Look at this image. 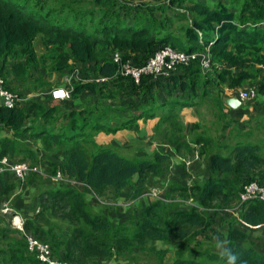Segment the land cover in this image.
<instances>
[{
	"label": "trees",
	"instance_id": "trees-1",
	"mask_svg": "<svg viewBox=\"0 0 264 264\" xmlns=\"http://www.w3.org/2000/svg\"><path fill=\"white\" fill-rule=\"evenodd\" d=\"M23 1L0 0V77L22 99L13 107H0V264H42L29 252L26 234L50 244L55 257L72 264H100L139 248L149 249L157 264H165L168 251L158 243L175 245L174 264H229V257H235V264H264V253L248 243L250 231L264 228V202H240L245 184L264 182V117L235 118L226 113L224 102L226 89L238 93L263 84L264 5L255 0H243L242 9L238 0ZM165 46L207 53L210 68L204 69L198 56L168 76L145 75L137 84L114 60L119 52L140 66ZM41 66H47L46 74L71 76L70 82L54 85L72 88L70 98L54 101L45 93L52 83L43 78L34 85L33 96L17 88L29 80L31 69ZM134 94L139 97L128 110L109 103ZM204 103L211 107L215 137L207 124L187 125L181 119L184 108L197 111ZM153 118L159 120L151 136L172 144L177 153L198 148L208 159L206 174L192 184L172 181L167 196L192 197L188 209L154 197L135 217L116 224L94 210L88 194L118 200L127 190L129 201H139L149 177L163 176L174 154L156 149L131 156L97 135L136 131L139 120ZM253 121L260 135L249 126ZM38 142L41 150L58 156L51 170L61 172L67 183L37 194L21 231L4 209L18 188L12 176L23 179L2 169V160L40 166ZM32 175L40 173L26 177ZM209 209L238 215L226 234L216 229L225 240L217 251L190 245L198 234L215 230Z\"/></svg>",
	"mask_w": 264,
	"mask_h": 264
},
{
	"label": "rangeland",
	"instance_id": "rangeland-1",
	"mask_svg": "<svg viewBox=\"0 0 264 264\" xmlns=\"http://www.w3.org/2000/svg\"><path fill=\"white\" fill-rule=\"evenodd\" d=\"M20 1L24 2L23 0ZM35 1L36 0H33V2ZM45 1L46 0H42V2ZM86 1H91V0H86ZM164 1L166 0H155L156 3L164 2ZM223 1L226 2L231 0H223ZM257 2H260L264 5V0H255V3ZM238 3H239L238 8L242 9L244 5L243 0H238ZM256 6L257 7L255 9L257 10L260 9L257 4ZM183 44L185 47V43ZM182 50H184V48H182ZM45 67L47 71V66L44 67L41 66L40 69H31L30 74L28 76L29 80L27 79L28 81H25L24 82L25 84L20 82L17 88H19L21 91H25L24 92L25 95H30L32 94L31 92L37 91L33 89V87L34 85H38L39 79L43 78V80H46L47 83L48 82L52 83V89L57 87V86L54 87L56 82L60 81L59 83H63L65 82V80H67L65 79L66 78L65 74L63 75L57 73H54L53 75L46 74L44 72ZM82 72L85 71L82 70ZM11 83L15 85V82H11ZM45 93L50 94L49 92H45ZM138 97L139 94H134L131 97L122 98L121 102L109 101V103L114 104V106L124 105L126 106L125 109L128 110L131 108L133 103H135L133 101L136 100ZM65 104L71 107V104L69 102L65 101ZM210 108L211 107L208 103H204L202 107L197 111H194L193 109H184L180 113L181 119L184 121L185 124L188 123L187 125L193 124L194 123L193 120L199 121L201 124H207L206 127H208L210 134L213 137H215L216 134H218V129L216 125L210 123L214 119L213 115L210 113ZM248 118H250V116H248ZM251 123L249 126L252 125L255 127L253 132L260 135V133L257 132L258 128L255 121ZM152 124H153L152 120L147 122H141L137 126L136 131L133 130L130 132L129 131L121 132V134L117 136L119 138L118 139L114 138L113 140L114 142L111 143H114L117 149L121 151L123 154H128L131 156L132 155L147 156L150 155L152 151L156 149L161 151L162 149L172 151L174 156L167 163L166 171L164 175L159 178L150 176L148 179L147 190L144 192L143 197L136 202H132L128 200L129 192L127 190L122 193L123 195L118 200H113L110 198L100 200L99 198L94 197L91 192L88 194L90 203L94 208V210L103 211L104 213L109 215L116 224L120 222H126L130 217L131 218L135 217V214L136 215L139 214L140 212L139 210L142 209V205H145L146 203L154 199V197L155 198L158 197L159 199L162 200L163 199L168 200L170 203L174 204L178 209H188L189 207L192 206L191 203L193 202L192 197H182L180 194H171L170 196H167V192L171 184L173 183L172 181L175 180L176 182L180 181L183 184H187V183L192 184L194 180L198 179L199 177H203L206 174L208 168V159L200 154L198 148H196L193 153H189V154L186 149H183L184 152L182 153L175 152L172 144H169L168 142L165 143L166 141H163L159 136L158 139L155 138L154 136H151L153 134L151 132ZM146 128L147 130H145ZM97 138L100 142L109 143L113 138V136L112 135L104 136V133H100L97 135ZM28 139L32 142L31 137H29ZM40 145L41 142H38V150L41 156V159L39 160L38 164H40V167L43 170L40 172V175L38 176L32 175L30 177H26L23 180L15 179L12 176L13 178L12 180L14 181L16 180L18 182V188L14 192L11 200L6 205L7 207L5 209L8 208V210L4 209V211L6 212L9 211L10 213H12V217H11L12 225H13L14 215L16 214L20 215L21 218L24 219L25 221V216L28 214H32L36 205L35 198L43 188L62 185V182L67 183V181L56 180L53 178L57 171L51 169L53 168L54 164L58 162V156L53 155V153L51 154L49 152H45L41 150L39 148ZM32 177H36V178H32ZM208 213L215 219L216 223L213 226L215 230L203 232L200 235L198 234L197 239L193 240L190 245L195 249H201V248L203 249L204 247L210 246L216 251L221 250L223 248L225 240H223V238L219 234H216L215 231L218 230V232H221L222 235L226 234L229 227L231 226V222L234 221L235 218H238L237 212L229 213L228 211L225 210L218 211L214 209H209ZM61 225H63L62 222ZM57 228L63 229V227L60 226L59 224ZM191 233L193 234V231H191ZM248 236H249L248 243L264 253V228H260L257 231H250ZM158 247L160 248L164 247L168 251L167 255L165 256V264H174V260L176 258V253L174 250L175 245L169 243L163 246L162 244L158 243ZM100 264H157V262H156V255L152 253L149 249L139 248L135 250L133 253L127 252L123 255H116L112 259L105 260Z\"/></svg>",
	"mask_w": 264,
	"mask_h": 264
},
{
	"label": "built area",
	"instance_id": "built-area-1",
	"mask_svg": "<svg viewBox=\"0 0 264 264\" xmlns=\"http://www.w3.org/2000/svg\"><path fill=\"white\" fill-rule=\"evenodd\" d=\"M201 57L202 67L204 69L210 68L211 59L207 53L189 54L185 51L175 50L171 46H165L155 52L148 61L140 66H136L130 59H123L119 52L115 53L114 60L119 65V70L123 75L131 76L137 84H140L143 76H168L173 72L179 64H188L192 59ZM264 71V65H260ZM67 82H70L71 76H66ZM72 88L67 86L55 87L51 90V95L54 101H62L70 98ZM255 94L254 89H240L239 96L241 100H248ZM22 100L17 92L9 90L5 87V81L0 77V107H13L18 101ZM2 163L7 168L13 171L17 177L24 179L30 172L42 171L39 165H32L30 162L10 163L7 158L2 160ZM1 169V170H2ZM56 180H62L63 175L58 172L54 177ZM260 200L264 202V182L252 181L244 185L243 191L240 193V202H250L253 200ZM5 210H8L5 209ZM13 225L15 228L24 231L25 221L20 215L16 214L13 217ZM27 246L29 252L36 255L37 259L42 264H72L65 260H61L53 255L50 244L43 242L31 234H26Z\"/></svg>",
	"mask_w": 264,
	"mask_h": 264
},
{
	"label": "crops",
	"instance_id": "crops-1",
	"mask_svg": "<svg viewBox=\"0 0 264 264\" xmlns=\"http://www.w3.org/2000/svg\"><path fill=\"white\" fill-rule=\"evenodd\" d=\"M123 1H125L127 3H132V4H136L138 2H154V3H156L155 0H123ZM243 88L246 89V90L249 89V88H252V89H254L255 94L248 100H242V104L236 109H233L230 106L226 105V109H225L226 113L233 115L235 118L240 117V118H242L244 120L245 119H249L248 116H250V118L264 117V81H263V84H261V85H258V86H256V85H250L249 86L248 85V86L242 87V89ZM240 89L241 88H239V90ZM239 90H238V93H236L235 91H233L231 89H226L225 90V94H224L225 95L224 99L227 98V97H232V96H238L240 98ZM31 93L32 94L27 95V96H33L35 94L34 92H31ZM184 109H192V108H184ZM150 120H152V123H153L152 126H151V132L153 133L154 126L156 125V123L158 122L159 119L158 118H153V119H149L147 121H150ZM193 121L196 122V120H193ZM141 122H144V121L143 120H139V124ZM145 130H147V128ZM126 131H128V130H121V131H118L114 135L113 134H105L104 133V136L112 135L113 138L110 141V142H112L114 140V138H116V139L119 138L117 136H119L121 134V132H126ZM4 158H6V157H4ZM29 216H32V214H29Z\"/></svg>",
	"mask_w": 264,
	"mask_h": 264
},
{
	"label": "water",
	"instance_id": "water-1",
	"mask_svg": "<svg viewBox=\"0 0 264 264\" xmlns=\"http://www.w3.org/2000/svg\"><path fill=\"white\" fill-rule=\"evenodd\" d=\"M226 105L233 109L238 108L242 104V100L238 96L227 97L224 99Z\"/></svg>",
	"mask_w": 264,
	"mask_h": 264
},
{
	"label": "clouds",
	"instance_id": "clouds-1",
	"mask_svg": "<svg viewBox=\"0 0 264 264\" xmlns=\"http://www.w3.org/2000/svg\"><path fill=\"white\" fill-rule=\"evenodd\" d=\"M229 264H235V257H229Z\"/></svg>",
	"mask_w": 264,
	"mask_h": 264
}]
</instances>
